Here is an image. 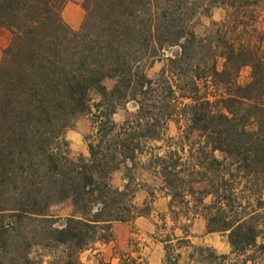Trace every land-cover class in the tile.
I'll return each instance as SVG.
<instances>
[{
	"label": "trees",
	"instance_id": "1",
	"mask_svg": "<svg viewBox=\"0 0 264 264\" xmlns=\"http://www.w3.org/2000/svg\"><path fill=\"white\" fill-rule=\"evenodd\" d=\"M65 2L0 0V28L12 33L0 62V264H37L33 248L59 247L77 263L111 238L112 222L146 214L129 184L108 179L170 122L177 136L146 167L174 219L202 218L227 235L230 254L214 259L264 264L263 0H84L77 31L62 19ZM215 6L224 18L194 30ZM105 78L116 79L111 90ZM131 101L136 111L116 126L112 115ZM89 114L98 123L89 157L73 159L63 135ZM66 199L74 212L58 228L48 210Z\"/></svg>",
	"mask_w": 264,
	"mask_h": 264
},
{
	"label": "crops",
	"instance_id": "2",
	"mask_svg": "<svg viewBox=\"0 0 264 264\" xmlns=\"http://www.w3.org/2000/svg\"><path fill=\"white\" fill-rule=\"evenodd\" d=\"M83 1L66 0L62 10V19L72 30H77L83 21ZM0 31L6 30L1 28ZM8 43L9 40L0 41V61ZM83 124L77 122L78 130L67 134L72 140L70 147L78 154L87 153L83 134L88 130L81 128ZM110 176L111 186L122 190L128 185V179L121 171L116 170ZM139 191L135 192L134 203L136 206L147 205L148 212L130 221L112 222L111 238L98 241L79 253L78 264H209L201 255L203 251H212L217 256L230 254L227 235L207 232L202 218L191 221L182 217L174 219L170 211V197L164 192L154 189L153 193L139 195ZM66 214L69 217L72 211L68 209Z\"/></svg>",
	"mask_w": 264,
	"mask_h": 264
},
{
	"label": "rangeland",
	"instance_id": "3",
	"mask_svg": "<svg viewBox=\"0 0 264 264\" xmlns=\"http://www.w3.org/2000/svg\"><path fill=\"white\" fill-rule=\"evenodd\" d=\"M65 4H66V2H65ZM259 11H260L261 17H260V20L258 22V28L264 34V26L262 25V22L264 24V0H263V4L260 5ZM84 16H85V10H84ZM224 16H225V10L222 7L215 6V7H212L210 9L208 15H206V14L199 15L196 18V20L192 23L191 26H192V28H194V30H196L197 32H200L205 27L209 26L211 22L220 21L224 18ZM83 20H84V18H83ZM4 28L5 27H3V29ZM79 28L77 30H79ZM5 30L7 32L6 31L3 32L4 30L0 31V41L4 42L6 40H9V43L2 51V58H3L4 50L9 46L11 39H12L11 31L7 28H5ZM77 30H74V31H77ZM174 50H175V48L167 49V51L165 52L166 53L165 56L166 57L169 56ZM1 61H2V59H1ZM163 65H164L163 60L155 62L151 67L146 69V74L148 75L149 78H155ZM247 75H248V70H243L241 72L239 81L240 82L246 81ZM115 83H116V79H114V78H105L103 80V85L106 87L107 90H111L114 87ZM91 96H92V103L99 102L100 97L97 94L92 93ZM135 111H136V104L133 101L124 103L118 107V109L116 110V114L113 115V117H112V120L114 121L116 126H119L123 123L124 120L130 118V116ZM94 121L95 120H94L93 115L89 114V115H85V116H80L77 119H75L74 121L70 122V125L72 127L65 131L63 138L68 145L67 149L70 153L71 158L76 159L79 156H81L83 158L89 157V150H88L89 141H88V138L95 134V131H96V128L98 125V123H96ZM77 122H81V123L84 122L85 124H83V126L81 128L88 130L87 133L83 134V141L87 145V153L86 154L76 153L74 151V149H72V147H70V145H69L72 140L68 139L67 134L70 133V131L78 130V127L76 126ZM176 136H177L176 126L174 123L170 122L167 125L166 132L162 136L163 140L149 143L148 149L146 150L147 152L145 154H143V156L138 157V160L135 162V165L132 166L130 163H126V164H123L120 166V168L118 170L123 173L126 180L128 179V184H129L128 189L130 192H132V191L136 192V190L137 191L140 190L139 195H146L147 193L148 194L153 193V190L157 189V187L159 186V181L157 180V178H155V177L153 178L151 176V172L149 171L148 167H146L148 158L150 157L149 155H151V153L152 154L154 153V155L156 154V155L162 156L166 152V149H167V147H166L167 138H175ZM154 147H162V148L160 150H154V151L152 150L151 151L150 149L154 148ZM64 150H65L64 147H60V150L58 151V153H63ZM185 150H186V153H184L183 156L187 157L188 156V152H187L188 147H186ZM110 179H111V176H109V179H108L109 184H110ZM137 184H139V187H137ZM113 188H115V187H113ZM206 202H208V199ZM137 206L140 209H143L146 207L144 205H137ZM179 208L181 210H183L182 206H180ZM68 209L71 210L72 214H73L74 205H73L71 199H66L64 201H61L59 203H56V204H53L50 206L48 211L54 217L55 221H57L56 226L58 228H60L61 225L64 223L65 219L68 218V216H66L67 215L66 211H68ZM62 250H63L62 247H59L57 249H53L51 251H45L41 248H33V251L31 252L30 257L35 262H37V264H78V262L76 263V262H74V260L69 259L66 255H63ZM201 255L208 261L209 264H219V263L230 264V263H232L231 259L229 261H226V262L214 259L215 254L212 251H206V252L203 251L201 253ZM232 259H233V257H232Z\"/></svg>",
	"mask_w": 264,
	"mask_h": 264
}]
</instances>
